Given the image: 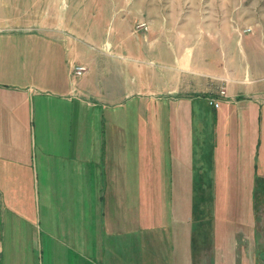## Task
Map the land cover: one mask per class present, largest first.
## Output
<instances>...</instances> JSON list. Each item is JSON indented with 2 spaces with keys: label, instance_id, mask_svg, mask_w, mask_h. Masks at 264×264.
<instances>
[{
  "label": "crops",
  "instance_id": "1",
  "mask_svg": "<svg viewBox=\"0 0 264 264\" xmlns=\"http://www.w3.org/2000/svg\"><path fill=\"white\" fill-rule=\"evenodd\" d=\"M8 1L3 3L6 8ZM6 16L0 18V213L7 211L20 217V248L24 247L22 239L32 243L30 254L39 261L36 264L224 263L216 257L220 247L213 246L202 255L197 242L191 245V236L194 234L195 240L201 233L200 227H195L199 219L195 212H200L202 197L222 199L217 193L223 185L216 183H222L223 178H227V200L235 192L228 183L240 177L243 181L247 176L251 181L244 190L251 192L257 181L256 194L262 185L259 198L264 199L262 125L256 147L247 150L254 155L237 156L233 164L225 163V177L220 172L222 167L216 172L218 157L224 153L218 147L238 135L233 130L248 114L243 105L246 100L233 98L234 89L228 91L230 95L215 109L214 124H208L210 135L206 139L193 124L194 113L185 114L184 105H179V101L193 96L133 94L168 99L179 106L178 113L171 114L169 128L155 133L161 143L159 161L147 155L153 153V132L140 134L145 137L142 144L124 145L121 150V130L116 121L119 113L115 112L121 102L116 95L121 89L120 66L108 63V70L96 78V66L76 75L73 67L79 55L73 52L68 32L66 36L56 30L50 20L28 24L14 13L11 18L8 13ZM240 91L250 93L247 98L264 105V80L248 83ZM203 98L207 100V96ZM105 109L111 111L112 126L108 128L104 126ZM218 109H223L219 115ZM181 118L191 119L186 134L193 137L182 152L178 148L184 139ZM164 183L169 184L171 200L176 198L178 207L170 204L169 210H175L173 221L169 217L168 224L153 226V215H160L161 209L156 206L153 211L151 200L163 192ZM127 194L135 201L133 207ZM178 208L181 221L175 215ZM259 208L260 212H253V219L243 218L226 231V239L248 233L250 228L257 231L252 222L258 215L264 216V204ZM240 213L247 217L246 212ZM160 231L167 233L158 235L161 243L154 241L152 234L147 236V232ZM160 247L162 250H157ZM260 259L252 264H263L264 257ZM231 260L229 264L249 261L238 256Z\"/></svg>",
  "mask_w": 264,
  "mask_h": 264
},
{
  "label": "rangeland",
  "instance_id": "2",
  "mask_svg": "<svg viewBox=\"0 0 264 264\" xmlns=\"http://www.w3.org/2000/svg\"><path fill=\"white\" fill-rule=\"evenodd\" d=\"M5 1L0 0V18H7V13L11 18L14 13L28 24L50 20L57 26L56 30L66 36L68 32L73 52L79 55L74 66L86 67L81 75L92 66H96L97 70L93 72L94 78L108 70V63L120 66L121 89L119 92L116 90V95L121 102L115 112L119 113L116 121L121 130V150L124 145L142 144L145 137L140 134L153 132V153L147 152V155L149 153L159 161L161 143L155 133L169 128L170 116L179 107L168 99L141 98L133 94L193 96L187 98L188 101H179V105H184L185 114L194 113L195 128L202 130L204 138L208 139V124H214L216 108L210 106L203 96L216 95L217 90L225 86L227 94L234 89L236 94H232L233 98L246 100L243 105L247 106L248 114L233 130L238 135H232L228 143L218 147L224 153L218 157L220 164L216 172L222 167L220 172L225 177V163L233 164L237 156L254 155L247 150L256 147L257 131L261 125L264 128V105L247 98L250 93L241 92L240 87L264 80V0H10L8 8L3 6ZM104 112V126L111 127V111L105 109ZM217 112L219 115L223 109ZM260 114H263L262 118ZM179 120L184 124V131L180 130L184 139L178 146L182 152L192 141L193 137L186 134L187 126L192 122L191 119ZM173 121L176 122L174 118ZM221 124L220 119L218 126ZM237 148L240 150L237 151ZM225 179L216 183L223 185L222 191L217 193V197L222 199L215 197L210 201L202 197L200 212H195V216L199 217L195 227L198 229L199 226L201 233L195 240L192 234L191 245L195 246L197 242L202 255H207L206 250L210 251L213 246L220 247L216 257L220 258L218 262L224 263L218 264H229L235 256L241 257L242 261L248 258L247 264L258 258L261 261L260 257H264V216L260 214L252 222L257 231L250 228L248 233L228 239L226 231L234 229L243 218L253 219V212H260L259 207L264 204V199H260L262 185H259L256 194L258 184L255 181L252 194V191L244 190L251 178L247 176L243 181L241 177L234 178L232 183H228V188L233 186L235 192L229 194L232 198L227 200ZM172 193L169 184H165L163 192L154 195L151 200L153 211L156 206L161 209L160 215H153V226L168 224L169 217L174 220L172 215L175 210L171 212L169 208L178 207V200H171ZM205 195L202 193V196ZM127 196L133 207L135 201ZM147 196L151 198L150 192ZM252 196L256 199L253 200ZM197 203L195 201V210ZM240 210L243 214L246 212L247 217ZM134 211L137 214L140 212L137 209ZM179 211L180 208L175 215L181 221ZM150 234L154 241L160 242L158 235L167 233L147 232V236ZM21 241L24 242L22 248L20 217L11 216L7 211L0 213V264L37 263L38 260L30 254L32 243L25 239Z\"/></svg>",
  "mask_w": 264,
  "mask_h": 264
},
{
  "label": "built area",
  "instance_id": "3",
  "mask_svg": "<svg viewBox=\"0 0 264 264\" xmlns=\"http://www.w3.org/2000/svg\"><path fill=\"white\" fill-rule=\"evenodd\" d=\"M86 71V67L83 65H75L73 67V72L76 75H81L83 72ZM226 87L225 86H221L219 90H217L216 95H208L207 96V100L208 103L213 106L214 108H217L219 106V102L222 99V97H226L227 96V92H226Z\"/></svg>",
  "mask_w": 264,
  "mask_h": 264
}]
</instances>
